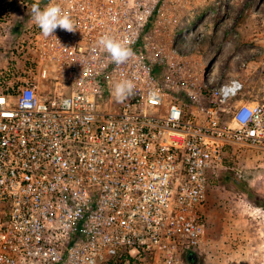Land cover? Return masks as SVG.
Here are the masks:
<instances>
[{
    "label": "built area",
    "instance_id": "1",
    "mask_svg": "<svg viewBox=\"0 0 264 264\" xmlns=\"http://www.w3.org/2000/svg\"><path fill=\"white\" fill-rule=\"evenodd\" d=\"M49 3L77 30L31 20L0 87V264H197L226 153L264 155V95L217 63L194 76L201 37L168 0ZM104 35L134 54L115 64Z\"/></svg>",
    "mask_w": 264,
    "mask_h": 264
},
{
    "label": "rangeland",
    "instance_id": "2",
    "mask_svg": "<svg viewBox=\"0 0 264 264\" xmlns=\"http://www.w3.org/2000/svg\"><path fill=\"white\" fill-rule=\"evenodd\" d=\"M47 1L0 0V87L12 81L11 48L33 20V3L42 8ZM168 5L201 37L188 58L194 76L202 81L203 63L207 70L217 63L221 80L239 77L246 83L245 98L264 95V0H168ZM175 31L182 39L184 33ZM218 180L197 264H264V208L256 205L264 204V155L230 149Z\"/></svg>",
    "mask_w": 264,
    "mask_h": 264
},
{
    "label": "clouds",
    "instance_id": "3",
    "mask_svg": "<svg viewBox=\"0 0 264 264\" xmlns=\"http://www.w3.org/2000/svg\"><path fill=\"white\" fill-rule=\"evenodd\" d=\"M31 13L32 19L45 38L54 36L58 28L69 33L77 30L71 16L57 3H49L43 8L38 3H33ZM98 44L109 54L111 61L115 64L125 63L134 54L131 47L108 35L101 36ZM132 88L130 81L117 83L114 88L116 99L122 101Z\"/></svg>",
    "mask_w": 264,
    "mask_h": 264
},
{
    "label": "water",
    "instance_id": "4",
    "mask_svg": "<svg viewBox=\"0 0 264 264\" xmlns=\"http://www.w3.org/2000/svg\"><path fill=\"white\" fill-rule=\"evenodd\" d=\"M187 258L190 262H193L195 260V254L193 252H189Z\"/></svg>",
    "mask_w": 264,
    "mask_h": 264
},
{
    "label": "trees",
    "instance_id": "5",
    "mask_svg": "<svg viewBox=\"0 0 264 264\" xmlns=\"http://www.w3.org/2000/svg\"><path fill=\"white\" fill-rule=\"evenodd\" d=\"M256 205L259 206V207L264 208V204H259V205H258V203H257Z\"/></svg>",
    "mask_w": 264,
    "mask_h": 264
},
{
    "label": "flooded vegetation",
    "instance_id": "6",
    "mask_svg": "<svg viewBox=\"0 0 264 264\" xmlns=\"http://www.w3.org/2000/svg\"><path fill=\"white\" fill-rule=\"evenodd\" d=\"M196 260H197V256H196V258H195V262H196Z\"/></svg>",
    "mask_w": 264,
    "mask_h": 264
},
{
    "label": "bare ground",
    "instance_id": "7",
    "mask_svg": "<svg viewBox=\"0 0 264 264\" xmlns=\"http://www.w3.org/2000/svg\"><path fill=\"white\" fill-rule=\"evenodd\" d=\"M217 71H218V69H217Z\"/></svg>",
    "mask_w": 264,
    "mask_h": 264
}]
</instances>
